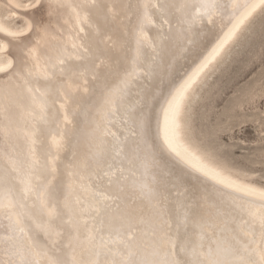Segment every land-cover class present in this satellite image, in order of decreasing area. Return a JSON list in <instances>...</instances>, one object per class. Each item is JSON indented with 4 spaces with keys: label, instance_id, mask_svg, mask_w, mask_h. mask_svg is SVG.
<instances>
[{
    "label": "bare ground",
    "instance_id": "6f19581e",
    "mask_svg": "<svg viewBox=\"0 0 264 264\" xmlns=\"http://www.w3.org/2000/svg\"><path fill=\"white\" fill-rule=\"evenodd\" d=\"M2 1L0 264H264V189L182 131L264 0H35L21 31Z\"/></svg>",
    "mask_w": 264,
    "mask_h": 264
},
{
    "label": "rangeland",
    "instance_id": "374dc122",
    "mask_svg": "<svg viewBox=\"0 0 264 264\" xmlns=\"http://www.w3.org/2000/svg\"><path fill=\"white\" fill-rule=\"evenodd\" d=\"M19 2L5 20L21 31L26 11L41 16L45 9L35 0ZM7 10L0 0V14ZM182 131L214 164L264 189V5L196 85Z\"/></svg>",
    "mask_w": 264,
    "mask_h": 264
},
{
    "label": "snow or ice",
    "instance_id": "6c2138e0",
    "mask_svg": "<svg viewBox=\"0 0 264 264\" xmlns=\"http://www.w3.org/2000/svg\"><path fill=\"white\" fill-rule=\"evenodd\" d=\"M31 29L29 28V31ZM0 33H5L7 36H10V37H13V38H16L18 36H22L24 35L25 33L24 32H12V31H9L7 30L6 28H4L3 26H0ZM223 46V43H221L220 46H218L217 49H215L213 51V58L215 55H217L219 53V48ZM4 48L6 49L7 48V45L4 46ZM33 54H34V50H33ZM13 68V63L12 61L10 60L7 64V67H4V66H0V73H6L9 69H12ZM178 97H179V94H178ZM173 104H174V107H175V110H176V113L178 114V111H179V98L177 99H174L173 101ZM166 121H167V115H166ZM176 127L178 128L179 125L177 124ZM11 163V162H10ZM13 170L14 171H17L18 169L15 168V165L13 164ZM34 189H33V186L31 185V182L28 181L26 183V186L24 188V191L25 193H29V192H32ZM243 191H245L247 194L249 195H253L255 196L261 203L262 206H264V191H257L255 189H252V188H244L242 189ZM7 199V206L8 207H15V204L13 202V200L11 199L10 195H6L5 197ZM5 205L3 204L2 201H0V207H4ZM54 212V209L53 210H50L49 211V215H52ZM17 224L20 226L19 227V230L21 232H24L25 229L23 227V219L22 217L19 216L18 214V217H17ZM258 222H259V226H260V229L262 232H264V215H261L260 217H258Z\"/></svg>",
    "mask_w": 264,
    "mask_h": 264
}]
</instances>
